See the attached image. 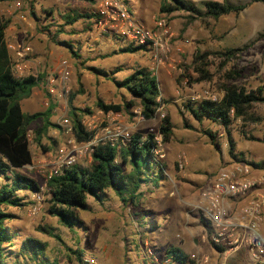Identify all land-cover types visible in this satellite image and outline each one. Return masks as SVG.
Masks as SVG:
<instances>
[{
    "label": "rangeland",
    "instance_id": "obj_1",
    "mask_svg": "<svg viewBox=\"0 0 264 264\" xmlns=\"http://www.w3.org/2000/svg\"><path fill=\"white\" fill-rule=\"evenodd\" d=\"M16 1H19L22 11H26L29 8V3H31L30 0ZM185 1L190 2L200 12H204L202 4L208 1L217 3L225 1L233 5H247L238 14H228L215 21L202 17L194 18L192 21L187 22L186 17L189 14L186 12L175 11L170 14L167 22L171 28L173 38H171L169 43V52L162 65L156 68L151 65L149 56V67L153 76H158V71L163 69L164 77L162 79L157 77V80L160 95L162 94L163 98L167 100L166 103L178 98L181 100L179 101L178 108H175V104H169L168 108L162 107L160 112L149 121L143 120L134 112L139 109L136 102L135 106L127 109L126 112L122 111L118 114L111 113L107 115L98 113L99 111L93 104L92 94L88 91L85 92L86 89L84 91L82 85H80V75L76 72L77 66L79 65L77 64V58H74L66 47L53 41L56 36L55 40L57 42H68L58 34L60 32L59 30L63 31V29L57 25L47 27V30L43 31L45 23L40 20L36 21L34 25L31 24V28L29 29L32 33V38L37 33L41 34L39 47H41L40 40L45 42L42 48L41 61L34 65L35 71L41 72L42 70H46L47 65H51L53 61L59 63L62 59L69 60L68 56L74 61L72 63L69 62L70 76L66 85L68 88L67 93L61 98L58 97V101L56 99L52 101L54 103V118L52 119V123L56 127L50 126L47 128L46 132L40 137V145H37L33 140L34 130L37 127H32L33 122L28 125L27 133L30 139L29 150L31 153V164L24 166L16 172L34 180L38 187L43 184L42 177L36 171L35 166L46 153H54L56 149L65 144L67 135L59 123L64 118L70 120L67 116V100L69 97L72 98L71 104L76 110L82 111L87 109L90 112L89 114L79 112V118L81 121L83 119L85 120L86 116H88L89 123L84 128L86 131H94L98 136H102L101 130L106 128L110 135L115 134L118 131L117 129H119L128 132L130 135L138 133L143 138L148 133V130L157 131L162 119L160 115L167 117L172 126L171 135L166 143L161 142L162 158L160 159V164L162 166L165 163L167 153L168 155L172 154L174 160L173 171L178 180H181L185 174V170L189 164L188 157L193 156L197 149H204L203 161L205 163L208 162L209 157L215 154L219 156L221 153L224 155L225 161L230 160L227 155L225 130H223L221 125L205 118H202L201 121H195L183 110L182 104L188 101L190 96H194L196 100H201L205 92L221 96V85L226 84L223 77L232 71L238 72L239 76L229 81L228 84L243 87L247 91L264 85V1ZM160 2L161 0H126L125 3L128 10L137 19L136 21L151 24L153 18H156L160 14L158 12ZM11 8L12 2L7 4L4 2L0 3V16L3 20H8L4 10H10ZM43 17L45 18L47 15H43ZM55 21H58L57 17ZM55 21L54 24H56ZM86 23L85 21L78 23L76 27L83 34L79 36L75 34L73 38L81 42L85 38L89 45H93L100 39L105 38V36L91 38L89 36L90 26L87 28ZM53 31L56 33L51 36L50 34ZM68 43L70 44V42ZM116 44V46H110L107 50L108 54L114 51L118 52L121 49L120 47L127 43L118 40ZM55 46L64 48L66 56L62 55V53H53L54 55H50V49ZM226 49H237L238 52L233 57L225 60L223 57H220L219 53L224 52ZM76 52L79 56V52ZM199 53L209 54L206 57V66L204 67L207 71V79H200L201 75L194 69L191 63L193 56ZM34 56L36 57L32 50L31 58L33 59ZM39 56L40 54H38ZM54 73L55 71L51 74ZM26 98L23 96L20 99ZM124 103L122 101V104ZM32 111L24 110V113H31ZM249 112L253 120L243 122L240 119H231L228 133L233 142L235 154H240L243 160L255 163L260 160L264 161V103L252 104ZM34 124L39 126L40 121ZM206 131L215 135V141L218 147H215L210 142L205 133ZM195 144H198L199 147H194ZM176 147L178 150L174 151ZM208 148L210 149L206 152L205 149ZM179 156L184 157V166L181 172L177 171L176 166ZM89 162L90 159L86 155L77 165L86 167ZM125 169L128 170L129 168L126 167ZM168 176L170 177L171 175ZM165 179L168 182L167 178ZM6 182V180L0 179V186ZM143 190L147 192L146 187H143ZM47 191L43 190L38 211L33 216H29L28 214V209L34 205V202L31 200L32 193L27 191H18L16 193L22 199L24 206L5 208V211L14 217L5 222L6 229L10 235V241L6 244L3 252L5 264H141L140 261L143 256L141 254L144 253L141 249L142 241L145 239L150 240L154 237L153 234L149 235L147 232L155 231L156 233L157 228L162 229V222L164 221L165 215H161V212L156 215V213L148 211H138L137 215L135 217L132 216L129 220V222H132L130 224L132 227L128 226V229H126V221H124L126 220L125 215L133 213L131 210L124 212L125 210L123 208L122 210L115 209L117 203L113 199L110 200L111 195L115 197L110 191H107L101 197L100 202H96L92 198L87 197L86 210L77 211L79 218L82 220V226L66 228L56 218L47 213ZM144 208L147 209L145 206ZM133 212L137 211L134 210ZM136 222H142L143 226L141 227ZM182 223L174 222V227L171 230L174 233L179 232V225H182ZM44 230H47L48 233ZM201 236H193L191 240L185 241V247H187L186 249L183 247L185 251L182 250L187 256H189L187 253L193 252L194 250V252L199 253L197 256L199 258L198 262L195 263L193 259L192 264H250L241 250L228 255L225 261H223L220 252L214 250L210 243L201 242ZM24 238H33L43 242L45 249L37 256L20 251V241ZM170 238V241L165 243L168 245L165 246H174L173 243L177 242L173 233ZM180 242L182 243L183 240L181 239ZM77 253L80 256L81 263H77L76 261ZM160 258H154L152 261H154V264H162V259ZM201 258H207L206 263H201Z\"/></svg>",
    "mask_w": 264,
    "mask_h": 264
},
{
    "label": "trees",
    "instance_id": "obj_2",
    "mask_svg": "<svg viewBox=\"0 0 264 264\" xmlns=\"http://www.w3.org/2000/svg\"><path fill=\"white\" fill-rule=\"evenodd\" d=\"M5 1L9 0H0V3ZM83 1L92 2L93 0ZM246 5H233L225 1L221 3L208 1L202 4L204 12H200L185 0H161L158 12L159 15H164L167 20L171 13L181 11L189 14L186 17L187 22L202 17L215 21L228 14H238ZM32 15L34 14L32 13ZM90 17V14L76 17L67 16L65 23L71 25L80 18L90 19ZM8 22L0 16V179L7 181L0 186V264H5L3 252L6 244L10 241L5 222L14 218L12 214L5 211V208L24 206L22 199L16 194L18 191L33 193L38 190V185L34 180L16 172L31 164L27 127L36 119L43 120V126L34 130L33 140L37 145H40V137L46 132L47 126L56 127V125L48 122L53 108L52 105L47 106L43 112L30 115L23 114L20 111L18 103L21 100L20 98L23 96L28 97L30 89L39 82L40 78L27 76L17 79L10 74L7 66V51L3 43L4 30ZM55 37L53 41L66 47L69 53L76 58V53L73 52L71 45L64 41L57 42ZM141 48L128 44L120 51L133 52ZM237 52V49H226L219 55L226 60L233 57ZM208 55V53H199L192 58V66L201 75L200 79H207L208 75L204 67ZM88 70L96 75L105 76L102 71L93 68H88ZM238 76V72L233 71L224 75L223 80L226 84L221 85L222 95L219 101L188 100L182 104V108L195 121H201L202 118H205L221 125L225 130L227 155L231 161L244 162L262 170L264 169V161L258 163L244 161L240 154H235L233 142L229 137L228 127L231 119H240L243 122L252 121L253 118L249 112L251 105L264 103V85L247 91L243 87L228 84L229 81ZM112 83L116 88H123L129 94L131 100L124 104H104L100 99H96L95 107L98 111L103 114L108 112L118 114L131 109L136 102L140 109L139 116L143 120L152 119L159 105L157 100L160 102L161 99L156 80L147 69H136L121 81L112 79ZM67 102V116L70 119L68 121L74 140L77 143L90 141L93 132L86 131L79 118V112L86 114L90 112L87 109L76 110L71 104V97L68 98ZM171 128L169 119L163 117L157 129L163 143L168 141ZM205 133L210 142L218 147L215 135L207 131ZM153 148L154 143L150 134H146L143 138L140 134L130 135L129 142L120 149L109 145V143L95 145L92 147L88 166L74 165L68 167L63 169L59 175L47 181V213L56 218L64 227L72 228L82 226V220L79 218L77 211L86 210L87 197L100 202L101 197L107 191H110L122 205L126 203L133 204V201L138 198L137 190L139 186L150 180L149 176L154 173L153 170L157 172L159 177L161 175L162 166L154 160ZM42 150L45 151L44 148ZM126 167L129 169L126 170ZM201 223L209 231L208 225L205 222ZM44 231L47 232V230ZM212 248L220 253L223 251V248L217 246H212ZM44 249L45 244L36 239L24 238L20 241L19 250L29 253V255L37 256ZM164 256L170 258L176 264L193 263V259L176 246H169L165 250ZM76 261L81 263L78 253Z\"/></svg>",
    "mask_w": 264,
    "mask_h": 264
},
{
    "label": "built area",
    "instance_id": "obj_3",
    "mask_svg": "<svg viewBox=\"0 0 264 264\" xmlns=\"http://www.w3.org/2000/svg\"><path fill=\"white\" fill-rule=\"evenodd\" d=\"M125 2V0H93L94 11L89 36L95 38L111 35L133 46L145 47L149 51L151 65L155 68L162 65L169 52V43L172 38L166 17L158 15L153 18L151 26L146 27L132 17ZM12 10L20 22L26 21L19 2L12 3ZM27 38L25 31L21 39H10L3 35L8 70L17 79L25 77L30 70L32 49L25 41ZM69 76L70 65L66 60H61L56 72L47 79V83L52 85L58 82L62 94H66ZM220 98L221 96L205 92L201 100L217 102ZM157 101L159 105L153 118L162 109L159 100ZM139 110L134 112L139 115ZM98 113L101 114L100 111ZM88 118L86 116L85 120H81L83 127L88 125ZM160 118H163V115H160ZM59 124L67 135V139L65 144L54 153H46L36 163L35 169L40 173L43 184L31 194L34 205L28 209L29 216H33L38 211L42 192L47 190V181L59 175L63 169L77 165L86 155L90 159L92 147L109 143L118 149L129 142L128 132L117 129L115 134L110 135L108 129L104 128L101 130L102 136L92 131L93 136L90 141L77 143L72 136L69 121L64 118ZM147 134L152 136L154 143L152 151L154 160L160 163L161 136L151 129ZM27 139L30 141L28 134ZM176 166L178 172L183 170V156L177 158ZM195 209L210 230L208 234L200 237L201 242L223 248L220 253L223 261L228 255L241 250L249 263L264 264V169L254 168L244 162L231 160L222 162L215 175L199 191ZM143 256L146 264H154L153 252L149 248L144 249ZM191 258L195 263L199 260V258ZM200 261L206 263L207 258H201ZM162 264L176 263L164 256Z\"/></svg>",
    "mask_w": 264,
    "mask_h": 264
},
{
    "label": "crops",
    "instance_id": "obj_4",
    "mask_svg": "<svg viewBox=\"0 0 264 264\" xmlns=\"http://www.w3.org/2000/svg\"><path fill=\"white\" fill-rule=\"evenodd\" d=\"M29 8L26 11H22V13L26 16L25 22H20L13 10H4L5 16L8 19V25L4 30V36L7 38H18L21 39L23 36V32H28V38H32V33L29 28H31V24L34 25L36 21L40 20L45 23V30L47 27L59 26L63 29V31L59 30L62 37H64L65 41L70 42L73 52L76 53L77 58V66L76 72L80 75V85L82 88L86 89L85 92H90L93 96V104L95 106L96 99H100L104 104H122L123 102H127L131 100V97L123 88H116L113 83L112 79L115 81H121L127 78L133 71L139 68H145L150 72L149 67V51L147 48L142 47L140 50L133 51V52H122L121 49L128 46V43L122 47L121 49L113 53H107V50L110 48L111 45H117V41H124L118 37H114L111 35L105 36V38L100 39L98 42L94 43L93 45H89L86 42L85 38L84 41H79L76 38H73L76 34L77 36L83 34L79 32V28L76 27L79 22L85 21L87 28H89L91 24V19L93 18V11H94V3L87 2L83 0H30ZM126 1V0H125ZM13 3L19 2L16 0H9L5 1L4 3ZM11 5V4H9ZM24 8V7H23ZM1 13V10H0ZM14 13V14H13ZM32 13L34 15H32ZM131 13V12H130ZM86 15L90 14V19L80 18L75 21L73 24L65 23V18L69 17H76L79 15ZM43 15H47V17H43ZM132 17L137 20L134 15L131 13ZM56 17L58 21H55ZM54 21L56 24H54ZM138 22V21H137ZM53 23V24H52ZM150 23V22H149ZM142 25L146 27H150L151 24L142 23ZM171 24V22H170ZM28 28V29H27ZM168 29L172 35L171 28ZM76 32V33H75ZM84 32V31H83ZM53 31L51 36L55 35ZM85 33V32H84ZM41 34L37 33L35 36L30 40H25L28 42L30 47L35 53L36 57L34 56L33 59L31 58L29 62L30 70L28 71L27 76L38 77L40 78L39 82L30 89L29 95L26 99L19 100V108L23 114L30 115L34 113L43 112L47 106L52 105L51 115L48 118V122L52 123V119L54 118L53 110H54V103H52L53 99L57 101L61 98L64 94H62L60 85L58 82L49 85L47 83V79L51 76V73L54 71L56 72L58 68V64L55 61L51 63V65H47L46 70H42L41 72H37L34 70V65L40 63L41 54L43 53L42 48L45 45L43 40H40L39 47V39H41ZM76 48V49H75ZM60 49V50H59ZM63 50V51H62ZM79 52V56L77 52ZM65 49L60 47H54L50 49V55H54L55 53H62L65 55ZM54 53V54H53ZM38 54L40 56L38 57ZM66 56V55H65ZM68 56V54H67ZM54 57V56H53ZM69 60H66L68 63L73 62L74 60L68 56ZM70 64V63H69ZM82 66V67H81ZM88 68H93L105 73V76L96 75L88 70ZM88 70V71H85ZM40 73V74H38ZM152 75V73L150 72ZM153 76V75H152ZM157 77L162 79L164 77L163 69L158 71V76H154L156 78V83L158 86ZM76 82V79H75ZM81 87V86H80ZM159 90V86H158ZM118 91V92H117ZM159 96L161 99V106L162 107H169V104H175V108H178L179 101L181 99H176L172 102H167L162 96ZM196 99L194 96L189 97V101H195ZM165 102V103H164ZM96 108V107H95ZM24 110H33L31 113H24ZM37 121H40L39 126H37ZM149 121V120H148ZM33 128H41L44 124L42 119H36L33 121ZM48 128L50 126H47ZM138 134V133H137ZM194 147H199L198 144H195ZM122 148V147H121ZM120 149V147H119ZM205 149L206 152L209 150ZM178 148H174V151H177ZM204 149H197L196 153L188 157V166L185 170V174L183 178L178 180L174 175L173 167H174V160L172 154L167 153L165 163L162 165V172L160 177L158 176L157 172L153 170L154 173L150 174L149 181L146 183H142L137 193L138 198L133 201V204L126 203L122 205L120 201L110 196V200H114L117 205H115V209L118 210H125L124 212L130 211L133 214H126L124 221H126V229L128 226L130 227L132 222L129 220L139 212H154L156 215L161 212V215H165L164 221L162 222V229L157 228V232L155 231H148L149 235L153 234L154 237L150 240L142 241L141 249L144 252V249L147 247L153 252L154 258L163 259L164 252L168 246V241H170L171 234L173 233L174 238L177 239V242L173 243L174 246L180 248L181 250L185 251V241L191 240L193 236H201L204 234H208L209 231L206 230L205 226L201 223L204 222L199 214L197 213L195 206L198 202V193L203 188V186L215 175L217 170L220 168L222 162H224L225 158L224 155L220 154L219 156L213 155L209 157L207 163L203 161L204 156ZM246 161V160H244ZM262 161V160H260ZM259 161V162H260ZM249 162V161H246ZM258 163V162H255ZM168 175H171L170 177ZM155 176V177H154ZM168 182H166V179ZM168 185H167V184ZM162 186V187H161ZM143 187L147 188V192L143 190ZM112 197V198H111ZM147 207L146 208H144ZM126 207V208H125ZM137 212H133V211ZM140 216V215H139ZM171 221V222H166ZM122 222V221H121ZM174 222H183L182 225H179V232L174 233L171 228L174 227ZM143 226L142 222H136ZM166 223V224H165ZM206 223V222H205ZM84 224V223H83ZM170 224V226H169ZM207 224V223H206ZM166 225V226H165ZM188 225V226H187ZM132 227V226H131ZM127 231V230H126ZM128 233V231H127ZM185 238V239H184ZM183 240L181 243L180 240ZM176 241V240H175ZM183 245V246H182ZM185 249H184V248ZM193 251V250H188ZM195 251V250H194ZM190 252L187 253L189 257L197 258L198 252ZM191 254V255H190ZM141 255H144L142 253ZM146 264V260L144 256L141 257V264ZM251 264V263H250Z\"/></svg>",
    "mask_w": 264,
    "mask_h": 264
}]
</instances>
